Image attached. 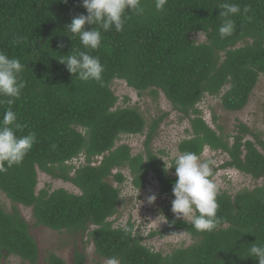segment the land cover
<instances>
[{
  "label": "trees",
  "instance_id": "1",
  "mask_svg": "<svg viewBox=\"0 0 264 264\" xmlns=\"http://www.w3.org/2000/svg\"><path fill=\"white\" fill-rule=\"evenodd\" d=\"M224 2L239 5L241 11L231 17L233 34L222 39L217 29ZM142 5L144 15H131L122 32L99 29L102 46L91 51L78 37L71 40L66 30L74 16L87 15L82 0H0V51L21 61V78L26 81L20 99L11 106L17 122L26 125L16 135L35 132L37 137L22 164L0 172V191L14 205L32 209L36 225L81 240L88 237L101 260L258 264L248 257L247 246L256 241L264 244V184L235 196L219 192L220 223L210 232L175 221L171 212L175 168L165 173L164 160L152 149L168 115L149 120L138 107L127 105L128 99L119 106L113 85L124 81L140 97L164 94L190 124L189 137L178 145L180 154L194 152L201 157L206 149L221 152L229 160L220 169L235 170L255 181L264 179V133L255 134L240 124L236 136H225L207 124L199 109L206 96L220 97L228 112L247 107L264 76V0H166L160 12L154 0H142ZM86 30L91 26L86 25ZM194 34H204L206 42H196ZM17 37L20 42L14 43ZM73 49L99 57L104 66L101 83L80 81L58 61ZM8 107L0 104V119ZM124 136H144L143 151L134 154L129 145L119 146ZM81 157L84 165L69 164ZM123 170L129 171L136 190H144L150 178L160 185L164 205L160 212L167 226L150 237L184 233L193 239L191 246L164 255L143 244L131 221L115 227L110 220L119 213L121 186L128 181ZM39 171L71 183L80 194L50 187L38 191ZM29 230L15 207L7 212L0 202L1 258L38 264L39 248ZM84 262V254L76 252L74 264ZM47 263L67 264L55 255Z\"/></svg>",
  "mask_w": 264,
  "mask_h": 264
},
{
  "label": "rangeland",
  "instance_id": "2",
  "mask_svg": "<svg viewBox=\"0 0 264 264\" xmlns=\"http://www.w3.org/2000/svg\"><path fill=\"white\" fill-rule=\"evenodd\" d=\"M193 39L198 43H204L207 40L204 34H194ZM240 46H244V44ZM113 90L120 99L119 106H125L124 102L128 99L127 105L138 107L149 120L157 119L163 114L168 115L160 126L158 136L152 144V149L160 158L168 162L180 154L178 145L189 137L187 131L190 129V124L188 120L183 119L182 115L174 110L164 94L160 92L157 98L152 96L140 97L124 81H115ZM199 109L202 111L207 124L225 136H236L240 124L246 125L255 134L264 133V76L260 77L259 83L244 110L228 112L223 108L220 97L211 96H206L202 100L199 104ZM249 139L253 140L254 138L250 136ZM144 141V136H124L118 145H129L133 149V153L138 154L144 149ZM162 152L165 154H161ZM209 159L215 161L212 171L217 170V172L212 180L217 184L219 192H227L235 196L245 189L253 190L257 186L264 184V179L255 181L251 177L235 170L220 169L229 160L227 155L221 152L216 153L206 149L201 156V160ZM84 163V158H82L70 165L80 167ZM122 172L128 181L121 186L122 203L118 208L119 213L110 220L114 222L115 227H125L131 221L135 225V231L140 232L144 238L143 244L152 251L160 252L164 255H169L175 249L191 246L194 242L193 239L184 233L166 238L150 237L152 232L162 231L167 226L160 212L164 207L159 199L160 185L150 178V182L144 190H136L131 184L129 171L123 170ZM38 180V191L50 187L52 191L66 189L72 194H80V190L71 183L56 180L40 171ZM110 182L114 186H118L113 179ZM153 194L156 195L157 199L154 203L149 204L147 197ZM0 202L7 212H12L15 207L27 221L30 235L39 248L38 264H48L47 260L51 255L61 258L67 264H74L76 252L84 254V264H107V261L97 257L95 246L93 242H88V237L81 240L80 237L76 236V238L65 232L59 233L36 225L32 209L14 205L1 191ZM0 264H23V261L16 257H0Z\"/></svg>",
  "mask_w": 264,
  "mask_h": 264
},
{
  "label": "clouds",
  "instance_id": "3",
  "mask_svg": "<svg viewBox=\"0 0 264 264\" xmlns=\"http://www.w3.org/2000/svg\"><path fill=\"white\" fill-rule=\"evenodd\" d=\"M64 2L67 3V0ZM165 2L166 0H154L155 10L162 11ZM82 6L86 9L87 15L74 16L71 23L66 26V30L71 33L69 36L71 40L73 37H78L83 47L91 51L98 50L102 46V34L99 29L103 32L112 29L122 32L131 15L143 16L145 13L142 0H82ZM220 9H222L219 16L221 23L217 31L223 39L233 34L235 22L231 17L239 14L241 9L239 5L228 2L222 3ZM248 10V7L243 9L245 13ZM86 25L91 26V30H86ZM13 42L19 43L20 38H15ZM58 61L80 81L102 82L104 66L99 57L92 56L87 51L73 49L69 55H62ZM23 70L24 66L19 59L10 58L0 51V104L9 106L0 119V172L22 164L37 142L35 132L23 136L16 135L17 130L26 127L17 122L16 113L11 108L20 99L22 90L26 87V81L21 78ZM82 158L84 157L75 159L69 164ZM161 159L165 162V173L175 168L177 179L173 184L174 199L171 201V212L175 221L190 222L198 232L212 231L220 223L217 216L219 189L211 179L215 161L201 160V157L194 152L179 154L171 165L165 159ZM156 199L155 194L147 197L149 204L154 203ZM247 251L248 257L258 261V264H264V244L256 241L247 246ZM107 264H119L118 258H109Z\"/></svg>",
  "mask_w": 264,
  "mask_h": 264
}]
</instances>
